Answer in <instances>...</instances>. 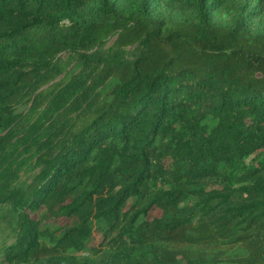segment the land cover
Returning a JSON list of instances; mask_svg holds the SVG:
<instances>
[{"label": "trees", "instance_id": "obj_1", "mask_svg": "<svg viewBox=\"0 0 264 264\" xmlns=\"http://www.w3.org/2000/svg\"><path fill=\"white\" fill-rule=\"evenodd\" d=\"M262 26L264 0H0L2 264H264Z\"/></svg>", "mask_w": 264, "mask_h": 264}, {"label": "rangeland", "instance_id": "obj_2", "mask_svg": "<svg viewBox=\"0 0 264 264\" xmlns=\"http://www.w3.org/2000/svg\"><path fill=\"white\" fill-rule=\"evenodd\" d=\"M216 21L222 23L223 25H228L226 22H223L224 20H219L217 19ZM258 29H261L262 32H264V27H260ZM114 39H110L105 47L107 49L108 47H111L113 44ZM132 50L128 49L125 53L124 56H127L128 58L132 57ZM62 58L64 61H70L74 58V55L71 54H63ZM16 214H17V208L14 205H6L2 208L0 211V264H2V257L4 253V249L9 246L10 244L13 243V238H12V229L15 223L16 219ZM159 215V211H153L150 214V217H155ZM101 241V238H97L94 243L98 244Z\"/></svg>", "mask_w": 264, "mask_h": 264}]
</instances>
